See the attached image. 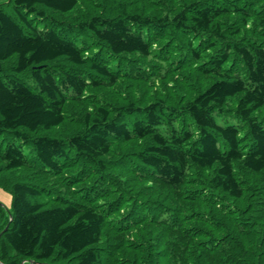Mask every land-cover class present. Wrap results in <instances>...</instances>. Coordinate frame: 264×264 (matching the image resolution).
<instances>
[{"label": "trees", "instance_id": "1", "mask_svg": "<svg viewBox=\"0 0 264 264\" xmlns=\"http://www.w3.org/2000/svg\"><path fill=\"white\" fill-rule=\"evenodd\" d=\"M0 186V264H264V0L0 2Z\"/></svg>", "mask_w": 264, "mask_h": 264}, {"label": "rangeland", "instance_id": "2", "mask_svg": "<svg viewBox=\"0 0 264 264\" xmlns=\"http://www.w3.org/2000/svg\"><path fill=\"white\" fill-rule=\"evenodd\" d=\"M5 0H0V2H4ZM258 114V113H256ZM11 202V194L9 190L0 186V204L4 207L5 210H8ZM49 264V263H46Z\"/></svg>", "mask_w": 264, "mask_h": 264}, {"label": "water", "instance_id": "3", "mask_svg": "<svg viewBox=\"0 0 264 264\" xmlns=\"http://www.w3.org/2000/svg\"><path fill=\"white\" fill-rule=\"evenodd\" d=\"M38 264H46V263L41 262V263H38Z\"/></svg>", "mask_w": 264, "mask_h": 264}]
</instances>
